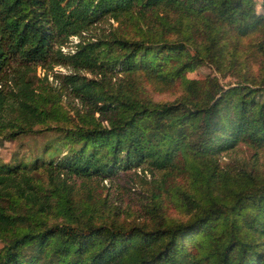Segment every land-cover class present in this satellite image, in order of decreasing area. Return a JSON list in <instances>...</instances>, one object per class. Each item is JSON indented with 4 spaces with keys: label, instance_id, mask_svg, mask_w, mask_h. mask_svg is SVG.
Masks as SVG:
<instances>
[{
    "label": "trees",
    "instance_id": "trees-1",
    "mask_svg": "<svg viewBox=\"0 0 264 264\" xmlns=\"http://www.w3.org/2000/svg\"><path fill=\"white\" fill-rule=\"evenodd\" d=\"M43 130L72 146L46 189L36 160L0 163V264H264L255 0H0V136ZM105 180L139 196L130 220Z\"/></svg>",
    "mask_w": 264,
    "mask_h": 264
},
{
    "label": "rangeland",
    "instance_id": "rangeland-1",
    "mask_svg": "<svg viewBox=\"0 0 264 264\" xmlns=\"http://www.w3.org/2000/svg\"><path fill=\"white\" fill-rule=\"evenodd\" d=\"M256 2V11L258 13H264V8L261 6V0H255ZM115 25V23H114ZM108 28L107 22H100L98 24V28ZM97 30V29H96ZM70 42L68 46L62 48L63 51H67L73 48L72 44L76 42L77 37H70ZM68 69L63 68L61 66H55L52 70L43 69L41 67H37L35 71V78H33V84L38 86L42 84V81L39 79L43 78L45 72H47L49 82H54L53 72L55 73H65ZM213 74V70L208 67L207 65H203L195 69L194 71L188 73L189 78L195 79H203L207 75ZM233 79L228 77L225 79H221L223 84H227L228 82H232ZM155 100H170L172 96L170 94H153ZM62 107L64 109L70 110L72 107L80 106L77 101H72L70 98L64 94L61 96L60 101ZM71 103V106L69 104ZM71 113V111H70ZM41 128V127H40ZM59 133L56 130H43L41 132H35L31 134L21 135L13 140H5L0 136V163H8V164H32L35 160L37 164L40 165L42 161H49V160H57L61 156L65 155L69 152L72 144L71 142L60 139ZM47 169L45 166L42 167L41 165L31 171L34 178L39 181V184L43 186L44 189L49 187L50 178L48 176V172L45 170ZM106 187L109 186V189L104 190L103 192L106 194L108 192L110 199L115 201L117 205L120 206L122 210V217H125L126 214L128 219L130 220L134 215V211L138 208V195L132 194L131 198L135 201V203L130 202L128 200H124V196H121L119 189L117 188L116 183H111L110 185L109 180L104 181ZM140 187L137 184L136 186L132 185V190H138ZM137 192V191H135ZM129 210V212H128ZM2 244L0 243V248Z\"/></svg>",
    "mask_w": 264,
    "mask_h": 264
}]
</instances>
